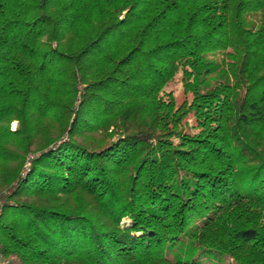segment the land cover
I'll use <instances>...</instances> for the list:
<instances>
[{
  "label": "trees",
  "instance_id": "trees-1",
  "mask_svg": "<svg viewBox=\"0 0 264 264\" xmlns=\"http://www.w3.org/2000/svg\"><path fill=\"white\" fill-rule=\"evenodd\" d=\"M0 185V264H264V0H0Z\"/></svg>",
  "mask_w": 264,
  "mask_h": 264
},
{
  "label": "rangeland",
  "instance_id": "rangeland-1",
  "mask_svg": "<svg viewBox=\"0 0 264 264\" xmlns=\"http://www.w3.org/2000/svg\"><path fill=\"white\" fill-rule=\"evenodd\" d=\"M165 90L167 92H172L177 103L181 102V100L183 99V92H182V82H181L180 72L176 74L174 79L166 86ZM9 127L11 130H14L17 127V122L12 121L9 124ZM63 137L60 138V141L61 140L67 141V135L65 134ZM50 147L53 149L52 144L50 145ZM34 152L35 151L26 155L19 170L21 178L24 177L25 174L27 173L31 165L32 156L35 155L33 154ZM4 187L5 186L0 185V192L6 189ZM163 254L165 257H167L170 260H179V261L195 260L196 264H234L228 258V256L224 254H218L215 251L202 249V248H189L186 246V244L183 243H177L176 245L173 246L166 245L163 248Z\"/></svg>",
  "mask_w": 264,
  "mask_h": 264
}]
</instances>
